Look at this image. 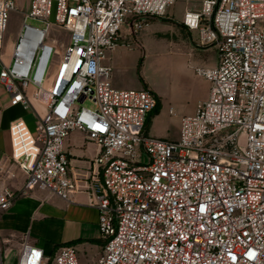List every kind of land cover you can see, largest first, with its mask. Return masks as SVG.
Instances as JSON below:
<instances>
[{"label": "built area", "instance_id": "1", "mask_svg": "<svg viewBox=\"0 0 264 264\" xmlns=\"http://www.w3.org/2000/svg\"><path fill=\"white\" fill-rule=\"evenodd\" d=\"M25 1L24 19L45 27L24 23L5 61L4 35L18 3L0 0V85L10 106L27 110L34 101L44 112L32 106L33 130L21 119L9 125L11 162L24 184L0 186V212L33 189L69 201L84 194L103 241L88 264H264V0H201L184 12L182 24L218 61L194 69L208 82V97L180 118L174 140L145 133L155 96L116 89L104 61L124 28L143 31L176 0ZM50 28L66 44L46 77ZM74 131L97 148L82 178L71 175L64 151ZM2 245L0 264L10 250ZM17 252V264H81L74 246L46 256L28 235Z\"/></svg>", "mask_w": 264, "mask_h": 264}, {"label": "crops", "instance_id": "2", "mask_svg": "<svg viewBox=\"0 0 264 264\" xmlns=\"http://www.w3.org/2000/svg\"><path fill=\"white\" fill-rule=\"evenodd\" d=\"M200 1L179 0L178 7L181 9L175 7V3L167 9L166 15L176 17L175 24L180 30L182 39L180 51L173 55L151 57L144 53L138 39L132 38L130 31L124 28L118 45L106 55L104 62L112 68L111 80L116 89L147 88L159 103V113L150 120L146 130L149 136L163 140L178 138L180 118H170L169 111L173 110L171 105L182 98L189 97L197 82L202 84L203 92L189 114H193L196 105L208 97L209 84L198 77L194 69L216 66L217 52L213 47L200 42L197 31H189L182 24L184 12L196 10ZM140 56L143 58L141 71L146 60L156 58L159 64L166 66L174 73L177 83L171 87H159L150 84L143 73L140 76L142 80L137 75L134 78L128 77V59L134 61L132 64L134 69L136 59ZM28 92L31 95L32 89ZM31 103L42 115L44 108L34 101ZM165 105L168 107L166 113ZM32 106L27 110L21 105L10 106L9 98L0 85V186L9 187L13 191H19L23 187L24 175L11 162L9 125L16 119L23 120V117L34 116L29 127L33 130L37 116ZM26 124L28 126V123ZM64 151L73 177L82 178L90 174L97 148L86 140L83 133L72 132L64 143ZM86 201L84 194H76L69 201L45 190L26 191L14 201L8 211L0 212L2 247L7 248L8 245L13 244L10 250H18L21 238L28 235L30 242L42 249L46 256H53L61 246H74L79 262L90 263L102 253L103 241L98 229V212L95 208L88 206Z\"/></svg>", "mask_w": 264, "mask_h": 264}, {"label": "rangeland", "instance_id": "3", "mask_svg": "<svg viewBox=\"0 0 264 264\" xmlns=\"http://www.w3.org/2000/svg\"><path fill=\"white\" fill-rule=\"evenodd\" d=\"M197 1V0H196ZM25 0H17L18 10L10 13L7 30L4 35V59L8 61L9 55L17 43L21 27L24 23L42 29L45 27L43 22H39L35 19L27 18L24 19L23 11H25ZM175 7L179 8V0H176ZM173 5V6H174ZM171 7V6H170ZM177 9V10H178ZM176 17L164 15L163 18L150 19L148 21V26L139 33H132L130 35L134 39H138L139 46L144 49L151 57H156L158 55H173L175 52L181 50L182 39L180 35V30L177 29L175 24ZM63 37L62 32L50 28L45 38V43L53 45L54 51L50 57L49 64L46 70V77L51 76L61 60L63 55V46L66 44V41L62 43L59 42V38ZM139 59H136V64L133 69V60L128 59L127 68H128V77L134 78V76H143L146 80L155 86L165 87V86H174L177 83L174 73L170 71L169 68L158 63L156 58H150L146 60L141 71V65L139 66ZM165 64V63H164ZM172 72V73H171ZM203 86L200 83H196L193 89V93L187 98L180 99L177 103H172V114H168L171 119L181 118L189 114L193 110L197 100L202 96ZM87 108H92V105L88 102L84 104ZM167 106L165 105L164 111L167 112ZM35 117H23V121L28 123V127L31 126L32 120ZM13 244L8 245L7 249L12 248ZM18 252L17 250H10L6 253L4 257L3 264H17Z\"/></svg>", "mask_w": 264, "mask_h": 264}, {"label": "trees", "instance_id": "4", "mask_svg": "<svg viewBox=\"0 0 264 264\" xmlns=\"http://www.w3.org/2000/svg\"><path fill=\"white\" fill-rule=\"evenodd\" d=\"M142 60H143V58L141 57L140 60H139V66H140L141 63H142ZM139 79L142 80L140 76H139ZM159 109H160V105H159V103L157 102L155 108H154V109L149 113V115L147 116V119H146V122H145V128H144L145 133H146V130H147L148 125H149V123H150V120H151L155 115H157V114L159 113Z\"/></svg>", "mask_w": 264, "mask_h": 264}, {"label": "bare ground", "instance_id": "5", "mask_svg": "<svg viewBox=\"0 0 264 264\" xmlns=\"http://www.w3.org/2000/svg\"><path fill=\"white\" fill-rule=\"evenodd\" d=\"M27 58H28V57H27ZM28 62H29V59H27V60L25 61V66L28 65Z\"/></svg>", "mask_w": 264, "mask_h": 264}]
</instances>
